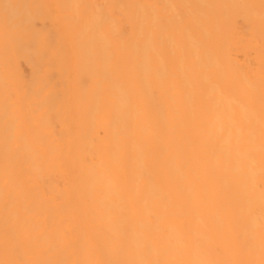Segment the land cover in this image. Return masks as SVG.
Segmentation results:
<instances>
[{
    "label": "bare ground",
    "instance_id": "bare-ground-1",
    "mask_svg": "<svg viewBox=\"0 0 264 264\" xmlns=\"http://www.w3.org/2000/svg\"><path fill=\"white\" fill-rule=\"evenodd\" d=\"M0 264H264V0H0Z\"/></svg>",
    "mask_w": 264,
    "mask_h": 264
}]
</instances>
